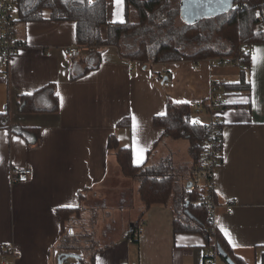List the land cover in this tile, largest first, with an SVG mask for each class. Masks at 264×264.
Instances as JSON below:
<instances>
[{
    "label": "crops",
    "instance_id": "1",
    "mask_svg": "<svg viewBox=\"0 0 264 264\" xmlns=\"http://www.w3.org/2000/svg\"><path fill=\"white\" fill-rule=\"evenodd\" d=\"M44 16L43 21L22 22L19 10L18 38L24 47L9 66L0 64V115L7 114L11 126L39 129L38 139L30 142L0 129V264H57L66 254L60 249L57 210L78 208L85 190L90 194L121 176L116 156L108 149L113 135L121 147L132 150L136 165L154 166L170 159V171L176 181H183L176 195L185 198L193 158L190 155L188 162L175 156V140L163 139L164 130L154 125L155 117L166 114L169 101L189 104L196 123L208 125L215 116L220 118L223 159L214 172L219 206L213 223L246 264H264V44L250 48V91L225 89L240 81L242 70L236 61L216 58L145 66L123 58L113 46L102 49L98 70L72 80L79 59H69L67 50L80 46L76 24L48 20L49 11ZM109 21H126L124 0L110 2ZM101 33L107 38L108 29L103 27ZM49 85L59 99L57 111H21L22 95ZM218 92L229 97L222 112L210 109ZM48 94L40 99L48 101ZM199 105L203 110L196 109ZM127 119L130 126H118ZM24 168L33 171L30 181L11 182L12 171ZM228 199L236 204L233 215L224 207ZM176 206L156 205L141 220V214L132 220L123 211L128 228L122 223L117 240L99 248L86 263L206 264L205 238L175 233ZM138 221L141 235L130 243L126 234Z\"/></svg>",
    "mask_w": 264,
    "mask_h": 264
},
{
    "label": "trees",
    "instance_id": "2",
    "mask_svg": "<svg viewBox=\"0 0 264 264\" xmlns=\"http://www.w3.org/2000/svg\"><path fill=\"white\" fill-rule=\"evenodd\" d=\"M111 1L22 0L19 9L20 20L43 21L46 20L45 11H49L48 20L76 24L77 44L86 47L87 54L85 58L79 59V65L72 68V80L98 70L102 63V49L113 46L119 50L123 58L141 62L145 66L182 61L200 63L207 59L232 58L237 60L241 67V78L237 83L226 85L225 89L228 92L251 90V84L247 81V70L251 67L252 59L249 47L264 44V22L258 20L260 15H264V0H236L234 8L229 13L194 24L183 21L184 26L181 28L175 27V19L180 16L182 0H124L126 21L123 23L109 21ZM103 27L108 29L107 38L102 36ZM180 41L216 43L213 45L210 43L211 45H205L190 53L183 50ZM45 93L50 94L48 101L40 99V95ZM18 106L22 112H53L59 109V99L54 86L49 85L33 95H22ZM194 112L187 103L169 101L166 114L154 119V125L164 130L163 139L189 141L193 167L199 161L209 131L207 125L193 121ZM130 125L128 119L118 123V126ZM6 128L24 137L28 142L39 137V129L11 126L7 114L0 115V129ZM108 149L115 154L122 177L139 183L138 194L144 206L140 220L154 206L166 207L173 202L174 207L177 205L174 208L175 233L201 234L206 241V253L210 249L222 247L235 264H246L235 255L222 233L215 227L209 218L208 210L193 204L197 194H186L185 198L183 195L182 197L176 195L177 181L176 175L170 171V159H165L154 166L148 163L136 165L132 150L121 147L115 135L110 137ZM85 192L87 194L90 190ZM86 194H80L81 204L78 208L57 210L62 239L67 235L72 220L86 211L83 206ZM139 224L140 221L134 223L133 229L127 232L128 239L135 238ZM220 259L227 264L226 259L221 256ZM80 264L92 263L80 259Z\"/></svg>",
    "mask_w": 264,
    "mask_h": 264
},
{
    "label": "built area",
    "instance_id": "3",
    "mask_svg": "<svg viewBox=\"0 0 264 264\" xmlns=\"http://www.w3.org/2000/svg\"><path fill=\"white\" fill-rule=\"evenodd\" d=\"M22 0H0V64L9 66L14 57L24 47L23 42L18 38V12ZM258 20L263 23L264 15H260ZM251 48V46L249 47ZM87 48L84 46H74L67 50L69 59H83L86 57ZM222 62L236 61L232 58H220ZM171 82H165L169 87ZM229 104V97L223 92H218L210 106L211 111L222 112ZM203 110V105L196 108ZM8 107H5V111ZM208 135L199 156L198 163L192 168L191 176L187 182L186 191L188 194H197L193 202L196 206L204 207L208 210L209 218L214 222V213L218 208L217 195L214 187V172L222 164L223 159V124L219 117H214L210 124ZM33 176V171L29 168L15 169L11 173V182L28 183ZM235 201L228 199L224 207L228 215H233L235 211ZM141 225H144L143 223ZM141 235L140 229L135 238H130L129 242H135ZM12 252L11 248L6 249ZM220 260V261H219ZM206 264H224L218 252V248L210 249L206 253Z\"/></svg>",
    "mask_w": 264,
    "mask_h": 264
},
{
    "label": "rangeland",
    "instance_id": "4",
    "mask_svg": "<svg viewBox=\"0 0 264 264\" xmlns=\"http://www.w3.org/2000/svg\"><path fill=\"white\" fill-rule=\"evenodd\" d=\"M175 25L176 28L184 26L180 16L175 19ZM180 42L183 50L190 53L210 43L212 45L216 43V41ZM173 144L176 149L173 154L179 156L181 160L188 159L190 162L189 142L175 140ZM117 167L120 171L119 166ZM121 176L119 174L109 180L103 188L86 194V202L83 205L86 211L70 223L67 235L62 239L61 252L76 255L84 262H90L99 248L117 240V236L121 235L122 223L124 229L130 225V222L123 220V211H126V217L132 220H136L143 212L144 206L138 194L139 183ZM182 184V180H177L176 190L180 189ZM64 264H80V260L69 258Z\"/></svg>",
    "mask_w": 264,
    "mask_h": 264
},
{
    "label": "water",
    "instance_id": "5",
    "mask_svg": "<svg viewBox=\"0 0 264 264\" xmlns=\"http://www.w3.org/2000/svg\"><path fill=\"white\" fill-rule=\"evenodd\" d=\"M235 2L236 0H182L180 17L186 23L194 24L207 18L229 13L234 8ZM218 252L221 257L226 259L227 264H235L222 247H218ZM69 258L80 259L73 254H63L59 257V264H64V261Z\"/></svg>",
    "mask_w": 264,
    "mask_h": 264
},
{
    "label": "snow or ice",
    "instance_id": "6",
    "mask_svg": "<svg viewBox=\"0 0 264 264\" xmlns=\"http://www.w3.org/2000/svg\"><path fill=\"white\" fill-rule=\"evenodd\" d=\"M255 59V58H254ZM226 235H227V233H226ZM235 246V245H234Z\"/></svg>",
    "mask_w": 264,
    "mask_h": 264
}]
</instances>
